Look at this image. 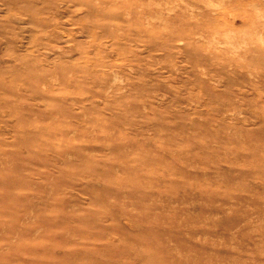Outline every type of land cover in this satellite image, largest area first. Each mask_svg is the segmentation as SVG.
Wrapping results in <instances>:
<instances>
[{"label": "rangeland", "instance_id": "obj_1", "mask_svg": "<svg viewBox=\"0 0 264 264\" xmlns=\"http://www.w3.org/2000/svg\"><path fill=\"white\" fill-rule=\"evenodd\" d=\"M0 264H264V0H0Z\"/></svg>", "mask_w": 264, "mask_h": 264}, {"label": "bare ground", "instance_id": "obj_2", "mask_svg": "<svg viewBox=\"0 0 264 264\" xmlns=\"http://www.w3.org/2000/svg\"><path fill=\"white\" fill-rule=\"evenodd\" d=\"M67 83V82H66Z\"/></svg>", "mask_w": 264, "mask_h": 264}]
</instances>
